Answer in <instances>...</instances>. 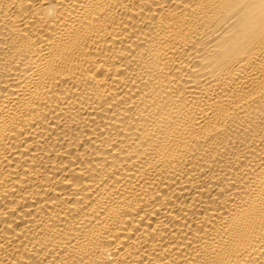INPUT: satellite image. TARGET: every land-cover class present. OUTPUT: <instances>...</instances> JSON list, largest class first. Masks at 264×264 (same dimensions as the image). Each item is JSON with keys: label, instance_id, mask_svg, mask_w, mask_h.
I'll use <instances>...</instances> for the list:
<instances>
[{"label": "bare ground", "instance_id": "bare-ground-1", "mask_svg": "<svg viewBox=\"0 0 264 264\" xmlns=\"http://www.w3.org/2000/svg\"><path fill=\"white\" fill-rule=\"evenodd\" d=\"M0 264H264V0H0Z\"/></svg>", "mask_w": 264, "mask_h": 264}]
</instances>
